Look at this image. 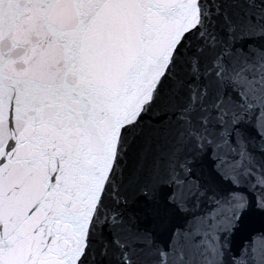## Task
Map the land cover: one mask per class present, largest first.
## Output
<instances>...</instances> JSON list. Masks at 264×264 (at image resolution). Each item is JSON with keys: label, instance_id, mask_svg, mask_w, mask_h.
<instances>
[{"label": "snow or ice", "instance_id": "snow-or-ice-1", "mask_svg": "<svg viewBox=\"0 0 264 264\" xmlns=\"http://www.w3.org/2000/svg\"><path fill=\"white\" fill-rule=\"evenodd\" d=\"M0 264H264V0H0Z\"/></svg>", "mask_w": 264, "mask_h": 264}]
</instances>
